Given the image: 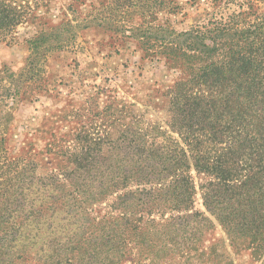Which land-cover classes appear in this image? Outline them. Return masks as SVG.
<instances>
[{
  "label": "trees",
  "instance_id": "trees-1",
  "mask_svg": "<svg viewBox=\"0 0 264 264\" xmlns=\"http://www.w3.org/2000/svg\"><path fill=\"white\" fill-rule=\"evenodd\" d=\"M200 1L205 17L179 31L165 18L177 0H0V42L39 23L31 60L97 28L179 73L164 126L113 98L103 135L75 127L14 161L0 150V264H196L223 257L216 225L264 261V10Z\"/></svg>",
  "mask_w": 264,
  "mask_h": 264
},
{
  "label": "rangeland",
  "instance_id": "rangeland-1",
  "mask_svg": "<svg viewBox=\"0 0 264 264\" xmlns=\"http://www.w3.org/2000/svg\"><path fill=\"white\" fill-rule=\"evenodd\" d=\"M58 1L62 6L65 3ZM177 1L176 13L165 16L177 30L186 31L205 17L208 6L202 1ZM231 2L235 8L253 4L264 10V0ZM93 3L97 0H80V8L86 10ZM58 14L53 12L55 24L60 21ZM39 29V23L26 24L18 29L13 44L0 42V150L7 149L9 159L17 160L24 150L43 153L53 140L56 146H64L72 141L75 127L103 135L108 123L96 115L113 98L135 105L148 121L162 126L168 121L164 95L179 73L169 70L163 61L145 58L135 42L97 28L80 32L77 41L62 50L48 55L40 51L31 60L27 41ZM77 112L81 116L72 119ZM54 134L58 136L51 138ZM196 207L204 210L200 198ZM212 231V238L221 242L217 249L223 257L205 255L196 264H264L263 259L241 252L237 244L229 242L220 226Z\"/></svg>",
  "mask_w": 264,
  "mask_h": 264
}]
</instances>
